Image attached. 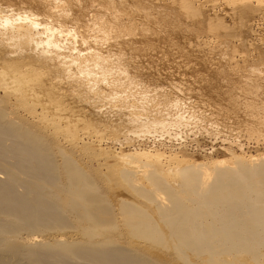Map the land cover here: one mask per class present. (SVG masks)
<instances>
[{
	"label": "bare ground",
	"instance_id": "6f19581e",
	"mask_svg": "<svg viewBox=\"0 0 264 264\" xmlns=\"http://www.w3.org/2000/svg\"><path fill=\"white\" fill-rule=\"evenodd\" d=\"M39 1L17 10H1L0 2L2 33L19 36L20 48L31 44L21 36L19 19L29 31L41 26L45 39V49L20 65L0 52V264H264V155L232 152L204 162L133 148L110 151L112 162L94 163L93 140L103 143L104 133L112 142L127 137L117 135L122 111L107 112L102 102L111 100H102L108 98L102 87L113 85L96 75L97 68L62 56L76 46L72 32H85L78 18L87 0L57 4L62 17L54 16L49 0ZM230 2L244 14L264 8V0ZM67 19L72 27H65ZM82 42L77 52L102 75L108 58L89 53L94 48ZM82 153H89V167L78 158ZM67 228L76 237L60 233ZM46 231L56 234L39 237Z\"/></svg>",
	"mask_w": 264,
	"mask_h": 264
},
{
	"label": "rangeland",
	"instance_id": "374dc122",
	"mask_svg": "<svg viewBox=\"0 0 264 264\" xmlns=\"http://www.w3.org/2000/svg\"><path fill=\"white\" fill-rule=\"evenodd\" d=\"M64 1L45 3H51L57 17L63 9L58 5ZM82 1L79 2L81 5ZM99 1L105 4L100 5L97 1L98 4L92 5L89 0L83 3L91 4L85 7L83 17L79 15L78 26L88 27V30L83 28V34L80 29L82 35L72 32V44L76 46L62 52L63 57L67 54L77 57L84 67L97 68L98 72L94 69L96 75L104 83L113 85L112 89L102 87L103 93L108 95L102 100L110 98L116 103L112 105L109 100L110 106L115 107L107 106L108 100H100L109 108L107 112L122 111L123 132L120 130L117 135L120 139L127 137V142H112V135L104 133L103 143L93 140V146L98 150V157H93L94 163L104 161L106 157V161L112 162L114 157L109 156L110 151L118 153L133 148L164 159L176 160L178 155L204 162L210 157H227L223 154L232 152L244 158L264 155V8L255 10L257 13L250 10L245 15L239 5L230 2L234 0H185L187 10L178 0ZM0 2L3 3L1 10H17L36 0L20 4L9 0ZM115 7L125 11L116 12ZM89 17L93 22L87 20ZM70 20H66L69 25L64 21L65 27L72 24ZM88 21L94 25L83 26L88 25ZM17 23L24 32L21 36L27 35L31 46L20 48L21 38L13 33L3 34L5 30L0 25V52L8 53L17 59L13 63L20 65L23 61L19 60H34L33 55L45 49L41 46L45 45V39L41 26L29 31L23 20L19 19ZM60 32H55L56 37ZM81 41L87 42H82L83 48H94L89 53H103L108 58L102 75L100 68L92 64V59L77 52ZM52 55L43 56L37 64ZM83 74L77 75L80 78ZM113 135V139L118 137ZM87 139L91 141V138ZM100 148L108 153L104 155L101 151L100 156ZM84 154L77 157L83 162L86 160L84 163L88 162L89 167V153L86 157ZM62 231L60 233L65 237H76L73 228ZM48 233L43 232L44 235L39 237L50 239L56 234Z\"/></svg>",
	"mask_w": 264,
	"mask_h": 264
}]
</instances>
